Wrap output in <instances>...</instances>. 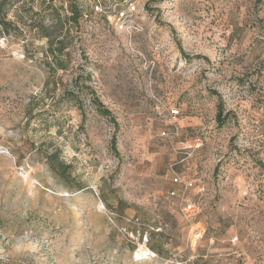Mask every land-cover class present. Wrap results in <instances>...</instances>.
<instances>
[{
  "label": "rangeland",
  "instance_id": "374dc122",
  "mask_svg": "<svg viewBox=\"0 0 264 264\" xmlns=\"http://www.w3.org/2000/svg\"><path fill=\"white\" fill-rule=\"evenodd\" d=\"M4 11L0 264H264V0ZM43 27L67 38L65 71L48 68ZM175 175L196 183L199 213Z\"/></svg>",
  "mask_w": 264,
  "mask_h": 264
},
{
  "label": "trees",
  "instance_id": "16d2710c",
  "mask_svg": "<svg viewBox=\"0 0 264 264\" xmlns=\"http://www.w3.org/2000/svg\"><path fill=\"white\" fill-rule=\"evenodd\" d=\"M5 0L0 3V26L3 30L9 31V26L11 25L10 21L7 20V11H4ZM79 9H75L72 11V16L69 19V22L73 24L79 25L80 17ZM44 28V36L48 39V49L46 51V60L48 62V68L52 71H65L68 68V58L70 56L69 52L66 50L69 48V43L67 42V38L63 37V39H59V37H52L49 33V28ZM87 80H91V75L87 74ZM218 95V93H213ZM92 105L94 106L96 112L103 116L110 118L114 122V126L116 131L119 130V125L113 119L111 111L100 101V99L96 96L95 93H92ZM81 110H84V104L82 101L78 102ZM217 116L216 121L218 123V127H223L227 121V115H224V102L220 97L219 104L217 106ZM112 146L117 148V136L116 134L112 138ZM63 163H60L62 166Z\"/></svg>",
  "mask_w": 264,
  "mask_h": 264
},
{
  "label": "built area",
  "instance_id": "2783aa9c",
  "mask_svg": "<svg viewBox=\"0 0 264 264\" xmlns=\"http://www.w3.org/2000/svg\"><path fill=\"white\" fill-rule=\"evenodd\" d=\"M178 111H176L175 113L177 114ZM189 148V147H188ZM183 153H185L187 156H191V153L189 151H184ZM173 182L176 185H179L181 187V198L182 200L186 203L185 204V213L187 216H192L195 215L197 213H199V207L198 204L193 203L191 201L186 200V195L188 193L189 190H191L194 186V184H196L195 182L192 181H185L183 180L181 177H179L178 175H175L173 178ZM197 194H202L205 191V187L202 185H197ZM178 190H173L171 192L172 196H177ZM104 209V207H103Z\"/></svg>",
  "mask_w": 264,
  "mask_h": 264
}]
</instances>
